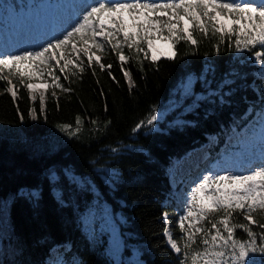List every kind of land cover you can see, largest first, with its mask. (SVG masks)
<instances>
[{"label": "snow or ice", "instance_id": "obj_1", "mask_svg": "<svg viewBox=\"0 0 264 264\" xmlns=\"http://www.w3.org/2000/svg\"><path fill=\"white\" fill-rule=\"evenodd\" d=\"M5 7L16 12L14 4ZM200 38L215 40L217 54L227 42V49L240 63L245 62L242 57L249 53L252 62L259 66L255 75L260 83L255 80L248 83V74L235 68L216 79L215 66L206 64L199 74L189 73L182 80L175 97L162 110L153 105L147 116L132 127L129 139L142 129L146 130V136L161 132L162 123H167L168 129H195L202 120L219 116L225 107L246 105L242 112H233L230 117L232 132L245 124L252 132L246 151L235 159L218 160L217 164L224 166L222 169H205L206 174L194 178L184 190L178 188L171 193L176 202L174 224L179 235L174 236L169 212L165 211L162 236L167 251L174 254V264H264V0H75L54 28L29 39L15 52L13 44L0 45V80L8 85L6 91L15 102L17 92L9 77L18 78L32 100L39 96V111L43 113L45 94L50 88L52 97H56V89L66 94L74 91L61 83V76L71 83L70 76L80 78L88 70L96 75L98 67L118 83L111 71L112 64L102 62L105 54H115L131 92L135 85L126 67L130 60L140 63L143 71L141 53L143 59H148L151 52L152 63L161 56L175 60L178 44L183 42L189 48H197ZM160 42L167 44V51H161ZM249 89L254 98L246 94L238 96ZM100 94L104 95L102 89ZM16 111L19 113V107ZM104 111L107 113V104ZM36 112L32 108L28 115L35 120ZM169 115L173 116L171 121L167 120ZM188 115L194 119H185ZM19 119L23 121L24 115ZM85 122L77 115L75 127L69 123L56 127L69 138L80 140ZM87 122L98 133L89 137L86 141L89 145L99 143L112 126L111 119L103 121L102 126L98 118ZM220 127L223 129V123ZM117 143L119 147L104 145L98 151H107L111 157L139 153L151 160V153L143 145ZM30 150L33 156L48 158L50 163L39 183L20 187L0 199V231L8 233L10 242L15 241L11 249L14 258L9 260L8 254L0 251V264H22L15 257L26 247V240L16 234L9 220L11 206L25 201L38 216L46 191L59 208L70 210L72 219L69 221L65 216V224L83 223L81 234L89 250L102 248L105 264H148L142 253H137L134 260L125 258L127 244L122 231L125 221L110 209L104 191L114 193L121 182L120 170L114 167L118 159L101 164L100 157L92 156L88 161L89 172L80 173L73 164L55 160L64 150L62 141L38 143L30 146ZM179 163L176 161L167 169L173 183ZM240 169L243 173L237 174ZM221 170L223 174H219ZM105 233L107 241L103 239ZM38 243L48 248L47 259L41 264H87L70 239L57 242L51 234H45Z\"/></svg>", "mask_w": 264, "mask_h": 264}, {"label": "trees", "instance_id": "obj_2", "mask_svg": "<svg viewBox=\"0 0 264 264\" xmlns=\"http://www.w3.org/2000/svg\"><path fill=\"white\" fill-rule=\"evenodd\" d=\"M44 1L46 0H0L1 41L6 38L16 40L18 31L26 29L27 25H34L36 19L34 13H37ZM60 1L57 0L58 3ZM6 4H14L16 12L6 9ZM214 44L215 40L200 38L197 48H189L181 42L177 45L175 60L162 56L156 63L151 62L150 52L148 59H143V53H141L143 71L140 70L141 64L135 60H130L126 65L132 73L135 85L131 92L127 81L123 78L120 63L115 54H105L102 62L112 64L111 71L118 83L98 67L96 75H92L91 70H88L80 78L70 76L71 83L61 76V83L66 87H72L74 91L66 94L56 89L57 95L52 97L50 88L45 94L43 113L39 111V96L37 95L36 100H32L28 90L20 84L18 78L9 77L17 92L15 102L11 94L6 91L8 85L0 80V123L17 125L23 133L20 141L0 137V199L17 191L20 187L40 182L44 168L50 161L48 158L33 156L30 146L35 145L39 139H47L54 135L57 132V124L69 123L75 127V118L79 115L86 121L81 139L68 138L62 141L64 150L55 160L59 163L73 164L80 173H88V161L92 156L100 157L101 164L118 159L119 163L114 167L120 170L121 182L114 193H108L107 189L104 191L107 194L110 209L125 221L122 225L127 244L125 258L134 260L137 253H142L143 259L148 261V264H165L166 261L168 264H174V254L167 251L162 236V213L165 211L169 212L174 236L178 238L179 235L174 224L176 202L171 199V193H175L178 188L184 190L186 185L197 177L201 169H211L218 160L228 158L232 152L240 151V141L251 131L245 124L236 129V132H232L230 117L233 112H242L246 105L241 104L239 108L225 107L219 116L210 117L207 121L202 120L200 126L195 129L190 127L185 131H180L178 128L168 129L167 123H162L161 132L146 136L144 134L146 130L142 129L132 139L129 137L132 135V127L147 116L153 105H156L158 109L164 108L175 97V90L182 80L189 73L199 74L206 64L215 66L216 79L231 68H235L241 74H248V83L254 80L256 84L260 83L259 77L255 75L259 71V66L252 62L249 53L244 54L242 59L245 62L240 63L234 60L235 54L227 49V42L221 45L219 54L215 51ZM145 48H147L146 45ZM256 50L259 49L253 51ZM125 54H129L127 49ZM7 74L8 70L5 69L4 75ZM57 75L60 73L57 72ZM101 89L103 96L100 94ZM196 90H200L199 84L196 85ZM245 94L250 99L254 98L251 89L246 93H238V96ZM105 104H107V113L104 111ZM17 107H19V113L16 111ZM32 108L37 110L35 120L28 115ZM21 114L25 117L23 121L19 119ZM97 118L101 121V126L103 121L111 119L112 126L109 134L99 143L92 142L89 145L86 141L91 135L98 133L87 121ZM185 119L192 120L194 117L188 115ZM221 123L224 125L223 129L220 127ZM257 130L259 126L256 127L255 132ZM237 132H241V135L233 138ZM117 141L143 145L151 153V160L139 153L111 157L107 151L103 153L98 151L104 145L119 147ZM193 153L200 157L191 158ZM205 155L208 156L207 160L204 159ZM185 159H191L189 166L173 183L167 174V169L170 164ZM96 183L100 184V181L96 180ZM65 216L71 221L70 210L59 208L47 195V191L41 202L38 216L27 202L14 203L10 209L9 220L15 226L16 234L26 240V247L22 254L15 259L22 264H41L47 259L48 248L39 244L38 241L45 234H51L57 242L70 239L74 250L79 251L87 264H105L102 248H97L95 251L89 250V245L81 234L83 223L65 224ZM14 243V240L10 242L7 232L0 231V251L8 254L9 260L14 258L11 254ZM103 247H106V244Z\"/></svg>", "mask_w": 264, "mask_h": 264}, {"label": "rangeland", "instance_id": "obj_3", "mask_svg": "<svg viewBox=\"0 0 264 264\" xmlns=\"http://www.w3.org/2000/svg\"><path fill=\"white\" fill-rule=\"evenodd\" d=\"M73 3H75V0H61L60 3H56L54 0L49 1V2H48V0L44 1L42 3L41 7H39V10L37 11V13L36 12L34 13V16L36 18L35 24L34 25H27L28 27H26V29L18 31L17 32L18 37L16 39L17 42H14L10 38H6L5 40L7 42H5L4 44L15 45L13 47V51L15 52L17 50V47H23L24 46L23 43L27 42L29 39L34 38L35 36H37L41 32L50 31L52 28H54L55 25L57 24V22L61 19V17H63L70 10V6ZM59 7H62V8L60 9ZM58 9H60V10H58ZM0 44H2L1 39H0ZM158 47L161 49V51H167V44H165V43H162V42L158 43ZM150 54L152 55L151 52H150ZM97 55H99V54L97 53ZM168 103L166 105H168ZM172 119H173L172 115H169L167 117L168 121H171ZM256 133L258 134L259 130H257ZM239 134L240 133L238 132L237 135H239ZM251 136H252V133H251L250 137ZM0 137H6L12 141H20L23 138V133L17 125H8V124L0 123ZM68 138L69 137L65 133L60 132V130L57 128V132H55L54 135H52L51 137H49L47 139H39L37 141V143H35V144L49 143V142H53V141H57V140L65 141ZM249 138L247 140H245L246 146H247V142H248ZM245 151H246V149L241 152L240 156ZM195 156L199 157V155H196V153H193L190 157L193 158ZM232 159H235V158H232ZM190 161H191V159H185V160L180 161V163L178 164L177 169H176V176H175L176 181L179 179V175H181L185 170H187L186 168H187V166H189ZM223 167H224L223 165L216 164V168H214L213 171H216L217 169H222ZM219 173L223 174V171L221 170ZM237 173H243V169H240ZM115 215L118 218H120L119 215H117V214H115ZM108 238H109L108 234L105 233L103 239H105V241H107ZM106 247H107V244H106Z\"/></svg>", "mask_w": 264, "mask_h": 264}]
</instances>
